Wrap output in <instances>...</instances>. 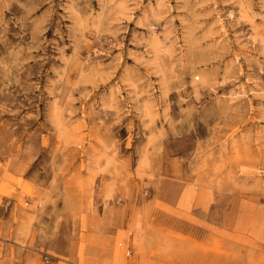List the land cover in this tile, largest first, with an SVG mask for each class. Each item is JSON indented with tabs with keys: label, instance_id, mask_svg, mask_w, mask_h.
I'll list each match as a JSON object with an SVG mask.
<instances>
[{
	"label": "rangeland",
	"instance_id": "374dc122",
	"mask_svg": "<svg viewBox=\"0 0 264 264\" xmlns=\"http://www.w3.org/2000/svg\"><path fill=\"white\" fill-rule=\"evenodd\" d=\"M0 264H264V0H0Z\"/></svg>",
	"mask_w": 264,
	"mask_h": 264
}]
</instances>
